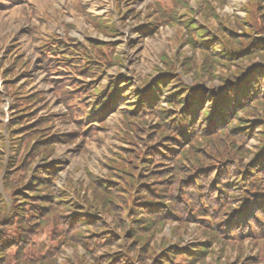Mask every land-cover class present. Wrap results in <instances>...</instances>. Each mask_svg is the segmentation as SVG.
I'll return each instance as SVG.
<instances>
[{
	"label": "rangeland",
	"instance_id": "rangeland-1",
	"mask_svg": "<svg viewBox=\"0 0 264 264\" xmlns=\"http://www.w3.org/2000/svg\"><path fill=\"white\" fill-rule=\"evenodd\" d=\"M47 1L54 32L36 29L20 6L0 5V237L7 239L0 264H32L29 252L34 264H107L112 256L126 259L116 264H157L168 250L213 240L201 225L227 244L214 242L197 264H264V201L254 203L264 199V0H121L112 23L103 0H81L80 9ZM255 66L260 85L249 83L225 104L235 110L227 124L176 143L174 125L193 92L202 93L194 106L201 114L188 115L199 120L226 90L223 78L232 74L230 86H239ZM144 92L149 99L140 104ZM104 99L105 118L86 120ZM167 146L178 154L166 157ZM159 186L169 191L159 195ZM144 190L167 198L157 213L174 219L138 211ZM203 190L209 221L190 206L202 203ZM248 210L255 217L243 228L226 227ZM82 216L89 226L77 228ZM135 226L151 232L149 256Z\"/></svg>",
	"mask_w": 264,
	"mask_h": 264
},
{
	"label": "trees",
	"instance_id": "trees-1",
	"mask_svg": "<svg viewBox=\"0 0 264 264\" xmlns=\"http://www.w3.org/2000/svg\"><path fill=\"white\" fill-rule=\"evenodd\" d=\"M207 40H210V39H207ZM203 41H206V40H203ZM205 44H206V46H208L207 43H204V45ZM258 46L259 45L255 44L253 47H258ZM260 49H261V47L259 46L258 50L260 51ZM244 64L241 65L240 67H243ZM255 67H257V66H255ZM258 68L259 67L253 69L250 72V74L248 75L247 80L244 81L241 86H237V85L230 86V83L232 82V79L236 78L232 74H231V78L232 79H230V81H227L226 78H223L224 79V83H227L226 90L224 91V94H223V98L219 101L218 104L217 103L215 104L214 110L212 112H209V110H204V116L203 115L200 116L201 119L198 118L200 121L199 120H194L193 118H191L188 115L189 113L190 114L193 113V115H196L198 117V115L201 114V112L199 111V110H201V108L200 109L199 108H195L194 106L198 102H200V100L202 101V97H201L202 93H200V92L194 93L193 92L192 96H191L192 98H190L191 103L189 104V106L186 107V111H185L186 113H184L185 119L187 120V122H184V126H183L182 129H180L179 127L176 128V130L180 134L179 139H177L176 143H178L179 145L182 144L185 141V139L191 133L192 134L194 132L211 133V132H213V129L215 131L216 127H218V126L220 127V125H222L224 123L227 124L228 120L230 119L229 116H232L234 114L235 110H228L227 111V110H224L223 107H225L226 106L225 104L228 103L230 100H233V99L236 100V99H238L237 97L243 96L247 92V87H250V85H248L249 83L260 85L259 79L261 78L263 72L261 71L262 69L260 70ZM238 72H240V69L237 71V73ZM257 79H258V81H257ZM229 91H232L233 95L235 96L234 98H229V96H228V92ZM211 95H214V94H211ZM204 99H205V96L203 97V100ZM216 100H217V98H216ZM222 100H224V101H222ZM249 100H251V99H249ZM249 100L247 99L246 102H248ZM211 101H214V99H212ZM238 103H240V101H237L234 105L236 106ZM237 116L238 115L236 114L234 116V119H236ZM172 125H174V124L172 123ZM188 126L191 127L190 130L187 129ZM174 127H177V125H174ZM159 153H161V152H159ZM163 154H164V150H163L162 155ZM177 154L178 153L177 152L175 153V149H173L172 147H169V146L165 147V154L164 155L166 157H168L169 159H170V157H175V155H177ZM152 155H156V154H152ZM191 171L188 172V173L189 174L192 173ZM133 179H134V177L128 179V181H129V183L131 185L134 184V180ZM159 179H161L159 181H167L166 178H164V177H161ZM199 180L201 181V182L199 181L200 185H203L202 178H200ZM167 189L169 191V187H167V186H164V187L159 186L157 188V190H159L158 194L159 195L160 194L163 195L164 192L166 193ZM144 191L147 192L146 193L147 196L145 198H143L144 202L146 204L143 207H140L138 211H143V213H145V214L146 213L155 214V215H157L155 217L160 219V222H162V220L163 221H168V220H173L174 219V216L170 215L169 213L167 214V212H164V213L159 214V215L157 213V209L160 208L163 204L166 203L167 198H162L160 196L158 197L157 194H153L152 190H144ZM151 193L153 194V197L151 196ZM155 195H157V196L155 197ZM199 195H202V198H203L202 199V203L200 202L198 205H193V204L190 203L191 204L190 206L192 207V212L194 213V215H198V216L200 214L205 213L204 218H200L199 217V220L201 219L200 221H209L210 219H213V217H214L213 214H212L213 210H212L211 207L206 206V204H208V202L206 200V193L204 192V190L200 191ZM95 197H96V199H99L100 196H98L96 194ZM166 197H168V196H166ZM232 197H234L233 194H232ZM208 198H209V196H208ZM100 200H102V198H100ZM223 200H222V203H223ZM262 201H264V199L263 200H259V201H255L254 203H259V202H262ZM186 202H188V201L186 200ZM169 205L170 204H168V206ZM206 208H208V209H206ZM107 209L109 211V208H107ZM173 209L175 210V208H173ZM146 210H149L150 212H146ZM230 214L231 213L229 212V210H226V212L221 215L222 216L221 218L224 219L225 215H230ZM241 215H244V217L230 219L227 222L228 225L226 227L233 226V228H236V226L238 225L239 227L243 228L245 226L244 224L247 222L246 218L254 216L252 214V212H250V210L246 211V213H244V214L241 213ZM263 216H264V214H263ZM77 218L78 219L73 222V223H75L77 228L80 227V226L78 227V225H77V224L80 225V223H81L82 227H86L88 225L87 224L88 220H85L86 219L85 216L77 217ZM222 219H221L220 223L222 222ZM258 219H260L261 224L264 225V218H259L258 217ZM134 221L136 222V224H139V223L143 222L142 218H136V220H134ZM70 225L73 226L72 223ZM91 225H92V227H96L97 223L93 222V224H90V226ZM216 225H217V221H216ZM251 225H252V223H251ZM201 226L204 228L206 235H209L210 237H213L214 238L213 240L211 238H209L208 241L206 240L205 242L204 241L203 242L196 241V243H194L193 246H191L190 248H184V249L178 248V249H174V250H168L162 256L163 260H159V263H157V264H166L167 261H169L170 259H172L173 264H197L201 260L205 259L208 255H210V253H211L210 252V248L213 246L214 242H216L218 240H221V241H224L227 244V241L225 239L227 237H225L222 234V232H219L216 229L214 230L211 226H205V225H201ZM73 228H74V226H73ZM96 228H98V227H96ZM98 229L100 230V228H98ZM140 229L141 228H139L138 226H135L132 229V234H135L136 237L140 236L139 242H142L141 244L143 246V248L141 247L143 249V254L142 255L143 256H149L150 255V251L152 250V249H149V247H148L149 246L148 242L150 241V237H151L150 233L151 232H149V230H148L144 234H139L138 231ZM248 229H251L249 225H248ZM85 231H87V228L85 229ZM237 231L240 232L241 230L237 228ZM254 234H256L255 231L246 232V236H250L251 237ZM240 236L242 237V235H240ZM5 237H7V236H5ZM13 239H16V237L13 238ZM113 239H114V237H113ZM114 240L116 241V239H114ZM6 241H7V239H5L2 236L0 237V245L6 247ZM109 241H110V239H109ZM84 245H86L85 242H84ZM4 247H3V250L0 249V259H2L5 256V253H4L5 252V248ZM136 247H138V245H136L134 248H136ZM134 248H131V249H134ZM28 255H30V258H32V260H30V262H28V263H32V264L37 263V261L34 260L33 257L31 256V255H33L32 253L29 252ZM139 257H141V256H138V258ZM107 258L108 259H105V260H108L107 264H116V261H120V262H125L126 261L125 258H118L116 256L107 257ZM95 259L97 260V258H95ZM94 264H96V262H94Z\"/></svg>",
	"mask_w": 264,
	"mask_h": 264
}]
</instances>
